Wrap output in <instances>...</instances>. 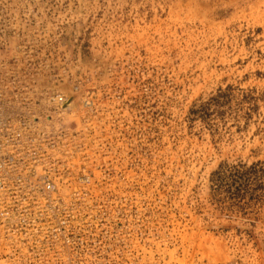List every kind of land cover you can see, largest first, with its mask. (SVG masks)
<instances>
[{
    "label": "rangeland",
    "instance_id": "1",
    "mask_svg": "<svg viewBox=\"0 0 264 264\" xmlns=\"http://www.w3.org/2000/svg\"><path fill=\"white\" fill-rule=\"evenodd\" d=\"M0 71L56 185L0 264H264V0H0Z\"/></svg>",
    "mask_w": 264,
    "mask_h": 264
},
{
    "label": "built area",
    "instance_id": "2",
    "mask_svg": "<svg viewBox=\"0 0 264 264\" xmlns=\"http://www.w3.org/2000/svg\"><path fill=\"white\" fill-rule=\"evenodd\" d=\"M46 98L55 110L64 101L61 94ZM48 138L40 130V88L15 85L0 71V198L33 205L55 201L56 185L45 168L51 162L43 148ZM50 211L44 208L46 215Z\"/></svg>",
    "mask_w": 264,
    "mask_h": 264
}]
</instances>
